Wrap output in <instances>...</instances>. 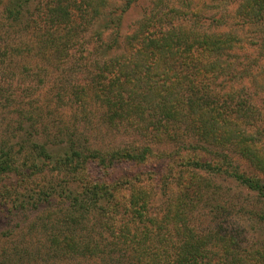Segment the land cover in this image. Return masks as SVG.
Segmentation results:
<instances>
[{"label":"trees","instance_id":"trees-1","mask_svg":"<svg viewBox=\"0 0 264 264\" xmlns=\"http://www.w3.org/2000/svg\"><path fill=\"white\" fill-rule=\"evenodd\" d=\"M29 1L7 0V19L18 20ZM106 1L76 0L74 9L91 21ZM65 2L53 0L47 14L52 25L69 32L73 8ZM84 5L91 9L89 17ZM235 12L247 25L261 29L264 0H238ZM115 17L120 18L116 15L109 22ZM156 17L154 9L149 10L129 36L128 41L137 39L139 46L127 55L124 49L122 56L110 57L105 67H112L114 74L95 96L105 107L108 123L118 126L125 121L156 142L172 141L173 149L157 153L143 145L101 152L73 142L51 148L50 140H29L32 132L13 144L0 142V205L13 201L18 204L15 207L40 211L47 237L34 256L23 243L4 253L0 264L79 259L102 264H264L261 248L244 249L226 231H200L191 221L197 204L210 198L216 201L214 195L219 193L201 172L231 177L264 199L261 110L248 101L251 96H242L245 84L225 90L203 83L209 74L214 80L235 74L234 51L243 47L242 39L226 30L211 31L190 22L171 25L155 36L146 29ZM61 39L54 32L47 33L43 46L65 50L68 43L63 40L60 44ZM5 55V47L0 46V70ZM124 55L129 57L126 62ZM249 66L257 68L259 64ZM251 70L247 66L243 72ZM259 70L261 79L256 73L250 82L264 92V66ZM184 132H190L196 142H188ZM227 149L255 171L241 169L224 153ZM153 158L166 164L163 184L171 195L162 208L140 172L126 174L121 173L124 168L119 169L122 165H145ZM8 179L14 183L8 184Z\"/></svg>","mask_w":264,"mask_h":264},{"label":"rangeland","instance_id":"rangeland-1","mask_svg":"<svg viewBox=\"0 0 264 264\" xmlns=\"http://www.w3.org/2000/svg\"><path fill=\"white\" fill-rule=\"evenodd\" d=\"M6 1L0 0V46L6 50L2 59L4 66L0 70V102L3 103L0 105V142L13 144L19 138H27V133L32 132L34 136H30L29 140H50L51 148L73 142L78 147L101 152L143 145H149L157 153L171 151L173 142L170 140L156 142L153 137L145 136L125 121L118 126L108 123L105 107L95 96L101 84L114 74L110 72L112 67H105L110 57L122 56L124 49L127 55L131 49L139 46L137 39L130 40L131 43L128 39L140 19L151 9H154V16L157 17L146 30L155 36L165 33L171 25L190 22L197 23V27L206 26L211 31L226 30L241 37L243 47L234 51L237 56L233 58L235 74L215 80L209 74L203 83L225 90L230 87L237 89L245 84L248 93L243 91L241 94L243 97L251 96L248 101L261 110L263 118L260 117V122L264 124V92L254 87L259 85L250 82L256 73L261 79L259 68L264 66V22L261 29L258 26L256 29L237 17L238 0H134L128 7V0H107L102 12L91 21L82 17V11L74 9V4L78 5L76 0H66L65 3H71L73 8L69 32L51 24L47 8L53 0H30L22 7L20 17L15 21L6 17ZM82 8L86 9L85 5ZM89 10H84L86 17H89ZM116 15L120 18L115 17L112 23L109 22V18ZM52 32L62 36L60 44L63 40L68 43L65 50L43 46L45 34ZM15 46L19 47L18 51L12 50ZM195 52L199 54L200 50ZM125 55L123 62L129 58L127 56L125 59ZM253 62L259 66L250 67L249 64ZM247 66L252 70L244 73ZM262 76L264 80V72ZM32 124L34 128L29 129ZM184 134L188 142H196L190 132ZM54 138L58 141H52ZM224 153L241 169L255 171L232 150H224ZM119 169H123L119 172L126 174L140 172V176L146 179L147 187L152 189L159 208L170 197L168 186L163 184L165 163L153 158L145 165L132 168L122 165ZM201 174L213 182L211 189H218L219 193L214 195L216 201L210 198L197 204L191 218L192 224L200 231H226L235 236L244 249L261 248L264 252V199H259L254 192L231 177L209 172ZM10 181L8 179L7 183L10 184ZM16 204L11 201L0 205V261L4 253L8 254L12 247L23 243L34 256V252L47 241L40 211H28L24 207H15ZM261 260L264 263V258ZM102 262L79 259L49 261L45 264Z\"/></svg>","mask_w":264,"mask_h":264}]
</instances>
